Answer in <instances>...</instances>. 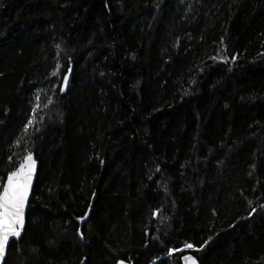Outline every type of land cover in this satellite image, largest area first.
Instances as JSON below:
<instances>
[{
	"label": "trees",
	"instance_id": "obj_1",
	"mask_svg": "<svg viewBox=\"0 0 264 264\" xmlns=\"http://www.w3.org/2000/svg\"><path fill=\"white\" fill-rule=\"evenodd\" d=\"M29 152L3 264H264V0H0V190Z\"/></svg>",
	"mask_w": 264,
	"mask_h": 264
},
{
	"label": "snow or ice",
	"instance_id": "obj_2",
	"mask_svg": "<svg viewBox=\"0 0 264 264\" xmlns=\"http://www.w3.org/2000/svg\"><path fill=\"white\" fill-rule=\"evenodd\" d=\"M60 67L59 64L56 65L57 69H60ZM52 75L56 76L58 72L54 71ZM63 79L67 81L68 76L65 75ZM61 91H63V88H61ZM32 123L33 121L30 119L25 125V129ZM9 159L11 160V157ZM35 165L36 162L33 159V155L29 152L24 156L23 162L19 167L8 173L6 182H3L2 190H0V258L6 256L7 246L12 238L19 239L21 237L24 226L25 205L29 197V189ZM255 211L256 209L253 208L249 215ZM153 215L155 216L156 213H153ZM81 219L84 218L82 217ZM81 238H83L82 235ZM184 247L192 249L193 245L188 243ZM173 251L181 250L170 249L169 255H171ZM183 259L185 261H190V264H196V260L191 256H185ZM119 264H123V262H119Z\"/></svg>",
	"mask_w": 264,
	"mask_h": 264
},
{
	"label": "water",
	"instance_id": "obj_3",
	"mask_svg": "<svg viewBox=\"0 0 264 264\" xmlns=\"http://www.w3.org/2000/svg\"><path fill=\"white\" fill-rule=\"evenodd\" d=\"M67 76H68V80L67 81H65L64 79H63V85H66V84H68L69 83V81H70V77H71V69H68V72H67V74H66ZM34 159V158H33ZM36 162V161H35ZM37 167H38V164H37V162H36V165H35V170H34V172H33V176H32V182H31V185H30V189H29V197H28V200L26 201V205H25V215H26V209H27V204H28V201H29V199H30V196H31V192H32V189H33V185H34V182H35V179H36V174H37ZM6 179H7V177H6ZM6 179H5V182H6ZM89 211H90V208L87 210V212H86V214L84 215V219H78V222H80L81 224L86 220V218L88 217V215H89ZM25 215H24V223H25ZM78 233H80V231H78ZM13 239H16V238H12V240ZM11 240V241H12ZM10 244V243H9ZM7 248H8V246H7ZM7 252V251H6ZM185 256H191L192 258H194L195 260H196V264H199V262H198V260L191 254V253H184L183 255H181L180 256V264H190V261H185L184 259H183V257H185ZM4 259H5V257H3V258H0V264H3V262H4Z\"/></svg>",
	"mask_w": 264,
	"mask_h": 264
}]
</instances>
